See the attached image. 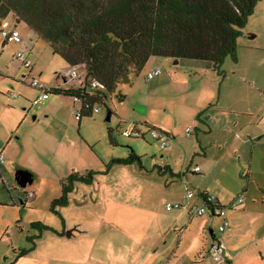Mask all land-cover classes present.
<instances>
[{"label":"rangeland","instance_id":"obj_1","mask_svg":"<svg viewBox=\"0 0 264 264\" xmlns=\"http://www.w3.org/2000/svg\"><path fill=\"white\" fill-rule=\"evenodd\" d=\"M263 13L264 0H258L245 26L239 29L236 59L232 54L226 55L215 72L206 60L180 58L175 63L174 58L151 57L140 72L118 83L115 92L107 93L101 111L82 116L80 122L74 112L80 102L68 95L50 92L42 103L31 104L38 94L28 86L31 76L38 77L47 88L66 87L70 83H65L64 78L70 66L44 39L25 24L17 23L23 42L31 48L28 51L31 70L20 69L16 59L10 61L16 52L10 42L4 45L0 42V67L8 64L13 71H20L19 85L12 90L19 94L17 99L26 108L29 118L38 115L46 133L40 134L36 141H25L21 154L22 162L31 165L36 175L26 188L35 189L36 205L15 204L0 184V203L3 204L0 207V264L13 259V246L18 249L33 246L29 239L35 233L41 246L45 241L50 242L55 251L52 257L59 256L56 258L63 264L64 261L70 264H264V135L259 141L253 135L251 139L246 137L243 124L247 116L240 111L249 108L248 85L233 69L238 57L246 62L247 51L264 44ZM256 33L258 36H250ZM156 66L162 74L149 79L147 72ZM247 67L245 63L243 68ZM76 70L78 78L83 80V66ZM250 76L245 74L246 78ZM210 78H216L215 84L212 80L209 82ZM256 81L262 84L264 69ZM241 84L244 86L240 87ZM210 87L217 97L213 105L205 106V119L194 122L192 118L198 108L196 98ZM119 93L123 95L122 100L118 98ZM221 106H229L231 111L220 113ZM108 109L111 115L106 120ZM200 110L198 108V112ZM46 111L48 116L43 113ZM132 125L144 131L149 127L164 130L172 136L170 147L159 148L149 133L140 137L124 136L122 131ZM187 127L190 128L188 134ZM75 137L78 147L73 150L71 139ZM132 150L141 154L140 159L114 163L108 175L105 172L106 176L99 175V180L104 182L101 190L92 182L77 180L66 201L57 204L54 211L50 209L49 198L61 195V177L73 170L85 174L88 170L102 169L112 158H125ZM194 166L200 170L194 172ZM14 168L3 173L11 182H15ZM186 187L195 190L193 198L196 200L199 190L212 193L223 203L236 202L242 197V203L227 210L230 225L224 232L218 231L220 219L209 218L206 213L201 217L193 214V222L184 235L177 228L168 227L169 223L178 227V212L184 209L182 206L167 211L164 201L178 200L184 204ZM76 201L84 203L77 205ZM126 204L135 207L130 218L125 216ZM17 206L21 213L16 212ZM148 208L157 211L159 217L149 229L144 227L143 216L136 217ZM160 219L167 224L163 227V236L157 233ZM37 221L49 225L52 232L33 226L32 222ZM64 224L68 226L65 231ZM76 224L78 230L69 236L70 228ZM96 226V236L94 232L90 235V229ZM56 229L59 233L64 231L59 239L55 236ZM209 229L224 242L229 258L220 262L211 258ZM154 246H157L155 250ZM68 247L70 256L63 258ZM46 254L48 257V252Z\"/></svg>","mask_w":264,"mask_h":264},{"label":"trees","instance_id":"obj_2","mask_svg":"<svg viewBox=\"0 0 264 264\" xmlns=\"http://www.w3.org/2000/svg\"><path fill=\"white\" fill-rule=\"evenodd\" d=\"M257 1L0 0V22L10 15L15 24H26L70 67L83 66L86 84L89 77L103 84L102 90H91L86 84L50 87L55 94L79 98V121L92 114V105L104 104L118 83L140 72L151 57L206 60L211 68L219 69L226 55L235 58L239 29ZM118 98L122 100L123 95L119 93ZM107 113L111 115V110ZM108 133L113 141L111 129ZM139 159L132 150L125 158L109 160L102 172L114 163ZM96 173L71 172L63 178L61 195L52 199L50 209L66 201L75 181L91 183ZM32 225L50 229L39 221Z\"/></svg>","mask_w":264,"mask_h":264},{"label":"crops","instance_id":"obj_3","mask_svg":"<svg viewBox=\"0 0 264 264\" xmlns=\"http://www.w3.org/2000/svg\"><path fill=\"white\" fill-rule=\"evenodd\" d=\"M263 16H264V13H263ZM20 23H22V22H20ZM6 26L16 27L19 30V28L17 27V24H15L13 22L10 15L8 17H6L3 21L0 22V30L2 29V27H6ZM19 32H20V30H19ZM20 34H21V32H20ZM256 36H258V33H256L255 35L252 34V37H256ZM21 38H22V34H21ZM0 42L2 45L5 44V42L2 40L1 34H0ZM10 43L14 44V47H16V51L19 49L25 50L27 52L31 51V48H28L25 45V42H23V38L18 43H14V42H10ZM27 48L29 50H27ZM1 55L2 54L0 52V56ZM246 55H247L246 62H243L242 59H240L238 57V59L235 63L236 67H234L233 69H235L234 72L239 74L240 80H242L243 82H246L248 85V89H246V93L248 96L247 97V103H248L249 108H247L244 111H240V112H242L241 114L247 116V119L245 120V122L243 124V128L246 131V137H249V139H251L252 136H250V135H253V136H255L256 140L259 141L261 139V137L264 135V130H262L263 128H261V127H264V81L260 85L257 83L256 77L259 75V72L262 71V69H264V44H262V46H255L254 48L249 49L247 51ZM14 59H15V57H14V55H12L10 61H13ZM177 62H175V63H177ZM245 63L248 65L247 68H243ZM30 70H31V68L28 71H30ZM211 70L213 72H215L214 69L211 68ZM242 70L244 72H242ZM205 71H209V70L205 68ZM19 72L20 71H13L8 64H5L2 67H0V152L4 153V155L6 157L5 163L0 167V174L5 176L3 173L5 171L9 172L13 167H15L14 168L15 172L18 169L26 170L30 173L31 178H32V181L30 183H27V185H28V184H32L34 182V177L36 175L34 174L33 169L31 168V165H28V164L22 162V160H21V154L24 152L25 141H36L40 134L43 135V133H46L45 132L46 130L43 127H41V125L39 123L40 118H38V115H34L33 118L28 117V113L26 112V108L24 106H21V102L17 99V96L19 94L13 92V90H12L14 88L16 89L17 86L19 85L18 84L20 82V80L18 78ZM250 72H255V73L251 74ZM160 74H162V72ZM245 74L251 75L250 78H246ZM22 76L24 77V76H26V74H22ZM210 76H211V74H210ZM224 76H225V74H222V77H224ZM215 80H216V78H214V79L210 78L209 82L211 81L213 84H215ZM250 81L253 84H251ZM64 82L70 83V85H68L66 87L58 85L57 87L64 89V88H70V87H77L78 85H80L79 82L71 81L68 79V77L64 78ZM243 86L244 85H242V84L240 85V87H243ZM31 88L35 89L38 92V94L36 95V97H37L40 94V90L33 88V87H31ZM11 92L15 93L16 95L11 96L10 95ZM70 97H72V96H70ZM216 97H217V93L211 87L206 92L203 91L197 96L196 102H195L196 106L198 108H201L202 110H200L198 112V108H197L196 111H194V112H196L194 114V117L192 118V120L194 122H197L196 119L197 120H200V119L204 120L205 119V116L207 115V111H206L207 107L205 108V106L213 105V103H214L213 101L216 99ZM44 100H46V99H44ZM44 100H41L37 104H33L31 102V104L32 105H38V104L42 103V101H44ZM222 107H224V108H222ZM46 109H47V107H46ZM228 109H230L229 106H226V107L221 106L220 109H218V111L220 113H224L225 111L226 112L231 111ZM43 113H46L45 114L46 116H48V114H49V112L47 113V111L43 112ZM233 113H236V112H233ZM225 120L228 121L229 119L226 118ZM80 121H81V119L79 120V122ZM71 140H72L73 150H75V147H78V146H76L77 139L75 137ZM134 153L139 157L141 156V154H139V152L138 153L134 152ZM117 158H123V157H117ZM113 167H114V164H112L105 173L102 172L105 168V165H104V168H102V169H95L98 173V174L97 173L94 174V177L92 180V184L95 186V188L97 186V188L101 190V188H102L101 186L103 185L104 182H103V180L102 181L99 180V178H100L99 175H102V176L108 175L110 173V171L113 169ZM74 169H76V168H74ZM126 170H127V167H126ZM72 172L80 174V172H76L74 170ZM132 172H133V170H132ZM103 173L106 175H104ZM254 173L258 174V172H256V171ZM181 175H182V173H181ZM65 177H61L60 181ZM0 184L3 185L1 183V181H0ZM27 185H26V188H28ZM105 186H106V184H105ZM30 191L32 192L30 194V196H26L24 193L18 191L16 193V195L18 196V194L21 193V195L18 196V198L21 199V201L15 202V204L17 203V205H21L23 207L31 206V205H32L31 207H33L34 205H36L37 195H35L36 194L35 189H33V187H32L30 189ZM199 191L207 192L206 190H199ZM91 194H93V193L91 192L90 195ZM91 197H92V195H91ZM54 198H56V197L49 198V201H52V199H54ZM216 198H217L219 203H222V204H228L229 203V202H227V203L221 202L217 196H216ZM107 199H109V198L107 197ZM192 199H194V200H192ZM109 201L111 204L113 203L112 200H109ZM176 201H178V200H176ZM186 201L187 202H185V203L190 206V205L195 204L198 201V198H197V200L195 198H191V200L186 199ZM76 202H77V205L84 203L83 201L82 202L76 201ZM2 205L0 203V207H2ZM119 205H120V203H119ZM120 207H121L120 213L123 215L124 214V208H125L124 202L122 203V205ZM164 207H165V201H164ZM16 209H17L16 212L20 211L18 206ZM183 209H184L183 211L178 212V227L175 226V224H173V223L168 224L169 228L171 226H173V228H177L179 230L178 231L179 233L183 232L182 235L185 234V232L190 228V226L193 222V218L191 220L192 215H190L188 212V207H185ZM136 211H138V208H136ZM167 211H169V210H167ZM132 212H135V207H133L129 204H126V215H125L126 218H130V213H132ZM20 213H21V211H20ZM142 216H143L144 227H147L148 229H149V226L155 225V220H157L159 218V217H157L158 212L153 211L152 209H149V208L144 210L142 213H140V215L138 214L136 217H142ZM185 216H187L188 218L187 217L185 218ZM198 217H201V215H199ZM181 218H182V221H180ZM20 219L21 218H19V220ZM19 220L17 219L16 221H19ZM202 220L206 221L205 218H203ZM77 226L78 225L76 224V226L70 228L72 233H70L69 236L78 230ZM158 226L160 228L157 231V233H160V236H163V231L165 230V228H163V227L167 226V224L165 221H163V223H162L161 219H160ZM202 226H203V224H202ZM67 227L68 226H66V224H64V231ZM51 230L52 229H47L45 231H51ZM96 230H97V226L95 228L90 229V235H92V233L94 232V234L96 236ZM64 231L62 233H59L58 229H56V235H55L56 238L57 239L61 238L62 234H64ZM82 231H84V234H87L86 230H82ZM82 231H80V232H82ZM209 232L211 234L212 230L209 229ZM149 233H151V231ZM36 235H37L36 233L31 235V241L34 244L31 247L29 245H27V246H22L20 249H18V247L16 248L15 246H13L12 250L14 251V256H13V259L10 262H8L7 264H47V258H48V264H63L61 260L56 258L59 256L54 255V257H52V255L54 254L53 252H55V251H54V247L50 244V242L45 241V245L43 244L41 246L39 243V239L36 237ZM26 237L29 238V235H27ZM44 240H45V238L43 239V241ZM211 240H212V236H211ZM26 241L29 242L27 239H26ZM210 244H211V241L209 242L208 249H209ZM156 248H157V246H154L153 250H155ZM24 249H27L26 252L21 253V251ZM70 250H71L70 247H68V249L66 251L64 250L62 257L63 258H65L66 256L69 257L70 256ZM226 251H227V249H226ZM47 252H48V257L46 254ZM227 256L228 257H226V258H229L228 251H227ZM84 257H85V255H84ZM43 261H45V262H43ZM69 262L70 261H64V264H70Z\"/></svg>","mask_w":264,"mask_h":264},{"label":"built area","instance_id":"obj_4","mask_svg":"<svg viewBox=\"0 0 264 264\" xmlns=\"http://www.w3.org/2000/svg\"><path fill=\"white\" fill-rule=\"evenodd\" d=\"M0 34L2 40L5 43H9V42L18 43L22 39L21 34L16 27H10V26L2 27V29L0 30ZM14 57L20 63L21 66L20 68L25 70L26 69L29 70L31 68L32 62L31 59L29 58V54L27 51L19 49L15 52ZM77 67L78 65H74L70 67L66 77H68L69 80L74 82H79L80 85L84 86L86 84L85 83L86 77H84L83 80L78 78L79 75L76 70ZM160 73H161L160 67L156 66L151 68L147 72V77L149 79H152L153 77L160 75ZM28 85L40 90V94L32 100L33 104H37L41 100L48 98V95L50 93V88H47L45 84L39 80L38 77L31 76L28 79ZM86 85L91 90L104 89L103 84L95 77H89ZM10 95L15 96L16 94L11 92ZM76 99L79 100V98ZM86 105L87 104H85L84 106L86 107ZM80 108L81 105L79 106L78 109L74 110L77 119L80 117ZM90 111L91 113L101 111V104L99 103L92 105ZM185 130L186 133L188 134L190 128L187 127ZM146 133L150 134V138L156 144H158L159 148L168 149L170 147L172 136L167 132H165L164 130L159 129L157 127H149L147 131H144L141 130L139 127L132 125L130 126L129 129L127 128L122 131V134L128 137H132V136L140 137V136H144ZM5 159H6L5 155L2 152H0V167L5 163ZM199 170L200 169L198 166L193 167L194 172H198ZM0 181L9 192L11 198H13V200L16 202L21 201V199L18 198L15 191H20L24 193L26 196H30V194L32 193L30 190L26 189V187H21L16 180L15 182H11L2 174H0ZM186 190H187L185 194L186 199L189 200L193 198L195 195V190H192L188 187H186ZM197 198H198L197 203L190 206L187 205L186 203L182 204L181 201H172V202L165 201V208L166 210H172V209H179L183 206V208L188 207V212L191 215L194 214L199 216V215H204L206 213L210 218H219L220 222L218 224V231L224 232L230 225V221L226 213L227 210L237 204L242 203V197L240 196L238 197L236 202L230 201L227 206L226 204L219 203L216 196L213 195L212 193L202 192V191L200 193H197ZM208 251L211 258L217 262L223 261L226 259V257H228L224 242L219 237L215 236V234L212 235V240Z\"/></svg>","mask_w":264,"mask_h":264},{"label":"water","instance_id":"obj_5","mask_svg":"<svg viewBox=\"0 0 264 264\" xmlns=\"http://www.w3.org/2000/svg\"><path fill=\"white\" fill-rule=\"evenodd\" d=\"M250 36L252 37V35H250ZM177 61H178V59L175 60V62H177ZM109 118H110V115L107 113L106 119H109ZM14 179L18 182V184L21 187H26L27 183H30L32 181L30 173L28 171L22 170V169H18L14 173Z\"/></svg>","mask_w":264,"mask_h":264},{"label":"clouds","instance_id":"obj_6","mask_svg":"<svg viewBox=\"0 0 264 264\" xmlns=\"http://www.w3.org/2000/svg\"><path fill=\"white\" fill-rule=\"evenodd\" d=\"M213 233V232H212ZM212 235V234H211Z\"/></svg>","mask_w":264,"mask_h":264}]
</instances>
